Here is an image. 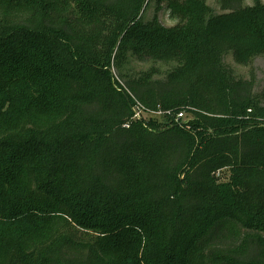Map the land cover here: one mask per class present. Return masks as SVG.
Masks as SVG:
<instances>
[{
	"label": "trees",
	"instance_id": "trees-1",
	"mask_svg": "<svg viewBox=\"0 0 264 264\" xmlns=\"http://www.w3.org/2000/svg\"><path fill=\"white\" fill-rule=\"evenodd\" d=\"M165 1L0 0V264H264V4Z\"/></svg>",
	"mask_w": 264,
	"mask_h": 264
},
{
	"label": "rangeland",
	"instance_id": "rangeland-1",
	"mask_svg": "<svg viewBox=\"0 0 264 264\" xmlns=\"http://www.w3.org/2000/svg\"><path fill=\"white\" fill-rule=\"evenodd\" d=\"M208 5L215 14H222L228 12L227 9L223 8L222 0H202ZM256 0H244V6L254 5ZM264 4V0H259ZM142 15V14H141ZM156 18L161 24L170 27L174 26L180 17L173 13L165 0H149L148 5L145 8L142 19L147 22ZM181 63L177 61H152L144 60L139 61L133 56H126L123 61V71H126L131 76L140 74H146L149 72V76L154 79H165L166 76L173 70L180 67ZM224 65L234 77L240 80L251 81L254 87V94L259 98L262 105H264V55H259L253 58L248 64L242 65L234 60L231 51H227L224 55ZM113 72L117 74L121 79V74L118 69L114 68ZM194 115L188 113L186 118L190 119ZM160 121L162 117L154 116L150 121Z\"/></svg>",
	"mask_w": 264,
	"mask_h": 264
},
{
	"label": "built area",
	"instance_id": "built-area-1",
	"mask_svg": "<svg viewBox=\"0 0 264 264\" xmlns=\"http://www.w3.org/2000/svg\"><path fill=\"white\" fill-rule=\"evenodd\" d=\"M119 81V79L117 78ZM120 82V81H119ZM133 96V95H132ZM133 98V104H132V117L131 121L132 122H142L143 124H147L150 119L154 116H162V111L161 110H152L147 108L143 103H141L140 100ZM186 114L185 113H180L177 116V120L180 119H185ZM129 126V125H126Z\"/></svg>",
	"mask_w": 264,
	"mask_h": 264
}]
</instances>
